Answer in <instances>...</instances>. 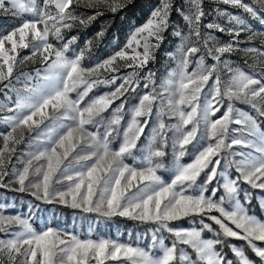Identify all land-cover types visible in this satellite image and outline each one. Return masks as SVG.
I'll list each match as a JSON object with an SVG mask.
<instances>
[{
  "label": "snow or ice",
  "instance_id": "6c2138e0",
  "mask_svg": "<svg viewBox=\"0 0 264 264\" xmlns=\"http://www.w3.org/2000/svg\"><path fill=\"white\" fill-rule=\"evenodd\" d=\"M82 2L87 8L107 7L113 12L120 6L116 0H0V11L11 12L23 21L0 35V85L15 93L12 106L0 105V111L10 113L0 116V123L9 129L0 133V187L6 186L4 179L11 176L19 185L16 191L33 189L31 195L45 203L58 201L103 217L119 215L157 227L152 230L151 243L139 247L108 239H80L52 227L37 231L27 218L0 215V232L11 237L0 239V264H106L121 260L128 264H234L217 251V245H225L227 238L245 241L264 264V248L256 243L264 242V221L248 214L239 198L241 181L264 191V128L256 117L236 107L237 103L248 105L264 117V69L246 72L224 58L238 51L256 53L254 61L264 57V51L258 48L239 47L241 32H250L248 40L258 33L246 27L240 16L218 10V15L226 16L235 27L226 29L212 22L203 28L231 37L221 42L211 32L202 31V0H189L187 11L177 10L188 31L185 34L179 26L173 30L179 44L174 53L167 54L176 61V67L157 84L156 73L149 71L141 77L139 70L155 59L153 51L164 40L163 34L170 26L171 0H161L121 50L91 67L84 66L83 60L92 42L87 41L85 48L69 56L78 37L65 38V30L77 25L86 27L102 14L97 10L87 18L78 16L73 5ZM219 2L243 9L264 24V16L260 15L264 0H256L259 7L243 0ZM25 14L31 18L25 19ZM97 36H103V32ZM24 49L30 50V55L21 56ZM29 61L44 67L35 69L34 75L25 71L16 75L18 66ZM192 64L195 67L189 71ZM122 66L132 71L123 77L104 75L118 73ZM117 79L121 82L113 91L84 103L96 86L115 85ZM141 79L144 88L150 90L128 109L130 119L122 125L127 100L121 97L135 92ZM117 100L121 102L113 108ZM109 109L111 115L105 117ZM153 116L155 123L143 157L146 166L132 167L124 159L139 147ZM165 116L177 122L167 124ZM88 125L96 126L98 131H88ZM169 131L173 132L175 170L166 182L157 170L164 167ZM25 132H34L32 139L40 147L28 153L22 168L9 172L7 165L16 145L24 142ZM121 135L119 148L113 149V137ZM198 140L206 143L196 148L194 142ZM189 145L195 149L193 158L182 163ZM235 146L242 150L233 151ZM222 160L227 167L235 168V178L222 169ZM202 174L206 178L199 183ZM217 178L222 183L209 189ZM220 188L224 195L214 199ZM209 191L211 194L205 195ZM250 196L244 193L245 203H251ZM189 217H200V227L172 226ZM205 219L217 225L218 231ZM205 231L215 232L214 238H205ZM164 232L170 234L168 243ZM227 247L238 264H255L242 248Z\"/></svg>",
  "mask_w": 264,
  "mask_h": 264
},
{
  "label": "rangeland",
  "instance_id": "374dc122",
  "mask_svg": "<svg viewBox=\"0 0 264 264\" xmlns=\"http://www.w3.org/2000/svg\"><path fill=\"white\" fill-rule=\"evenodd\" d=\"M116 2L120 5L115 12L111 11L107 7H101L100 9L95 8H87L83 6V2L80 6L73 5L76 14L78 16H82L83 18H87L89 16L95 15L96 11L99 10L102 12L101 15H96V18L92 20L90 24L86 27L77 25L73 29L65 30V38H70L72 36L78 37L75 45L72 46L73 51L69 52L68 55H73L74 52H78L81 48H85L86 42L91 41V50L87 52L85 58L83 60L84 66L91 67L97 62H102L104 59L113 55L116 51L121 50L128 42L131 35L135 32V30L141 26H143L147 20L151 17L152 11L158 8L161 5V0H116ZM245 3L253 4L256 7H259L256 4V0H243ZM173 5L170 17H169V28L164 32V40L160 43L159 48L153 51V55L155 59L150 60L149 63L143 69L139 70L140 76L143 77L147 75L149 71L156 73V81L157 84L163 80L167 72L176 67V61L172 59L168 53H174L176 51V47L179 44V39L173 36V30L179 26L180 29L186 34L188 29L183 21L182 17L178 14V9H183L185 11L189 8V0H171ZM202 7L205 13L202 18V31L203 32H211L214 36L219 38L221 42H228L231 37L225 33L220 32L215 29L209 30L203 28V25L207 23H220L226 29L229 27H235L234 22H230L228 18L221 17L218 15V10L227 11L233 15H238L242 19L245 20V26L250 28L251 31L258 33V35L252 39L248 40L247 37L250 35V32H241L239 36V47L241 49L247 47H255L260 49V51H264V36L259 35V33H264V24L260 22L259 19H253L248 13L244 12L243 9L234 8L231 5H225L219 0H202ZM261 16H264V12L260 13ZM25 19H30V14H25ZM22 19L18 16H14L11 12L5 13L0 11V35L7 34L8 31H11L15 26H18L22 23ZM103 32V36H97L98 33ZM56 44L55 40L51 41ZM155 43V41H153ZM59 46V45H57ZM143 49L141 48L140 51ZM30 55V50L24 49L21 50V56ZM257 54H245L243 51H238L232 54H225L226 59H228L232 65L243 68L246 72L256 73L259 70L264 69V57H260L259 60L254 61L253 57ZM247 62V63H246ZM121 64L123 62H120ZM207 63H212L211 60H208ZM251 65L252 67H249ZM44 66L40 63H32L31 61L23 63L18 66L16 70V75H18L21 71L31 72L33 75L35 74V69H42ZM195 67V64L189 66V71H191ZM131 68L120 67L118 73H105V76L111 77L113 75L123 77L131 72ZM121 82L120 79H117L116 84H101L96 86L93 91H91L88 97L85 98L84 103L90 101L93 97L99 96L101 94L111 92L114 88ZM15 83V80H13ZM144 80H140L139 87L135 92L126 93L124 97H121V100H127V104L125 106V114L124 119L122 121V125H126L127 121L130 119V113L128 109H130L133 105L138 103L139 97L146 91L150 89L144 88ZM19 88L20 85L18 84ZM7 93V96H6ZM7 97H11V100ZM73 99L76 98V94L72 93ZM15 100V93L9 92L7 89H4L2 85H0V105H9L12 106V102ZM121 100H117L115 104L112 105L115 108ZM237 108L243 109L244 111L250 113L254 117L257 118L258 122L264 128V117H259L255 111L248 105L245 104H236ZM223 111V110H222ZM218 113L217 115H221ZM6 111H0V116L8 115ZM111 109L108 112L104 113L105 117H110ZM165 123L174 125L177 121L175 118H169L168 116L164 117ZM47 123V122H46ZM70 123V122H66ZM155 123V116L152 117L149 127L145 130V135L141 137L139 141V147L134 150L132 156H126L124 162L132 167H141L146 166V163L143 159L145 155H147L146 146L149 142V134L152 131V127ZM87 130L90 132L98 131L96 126L88 125L86 126ZM233 128L238 127L237 125H232ZM8 126L0 123V133H6L8 131ZM99 131L102 133L104 131L103 127L99 128ZM25 140L24 142L16 145V151L11 157L10 164L7 165L8 171L11 172L14 169H20L23 166V161L27 159L28 153L35 151L38 147H40L39 142L32 139L35 136V133H24ZM172 136L173 132L169 131L168 133V145L165 148L166 155L162 158V163L164 164L163 168L157 170V174L162 178V180L166 182H170L173 177L175 170V161H174V151L172 148ZM122 141V135L119 137L114 136L111 142V147L113 149H118L120 143ZM195 143L196 148H199L202 144H205L206 141L198 140ZM0 146H2V138H0ZM158 146V145H157ZM242 149L239 146H235L233 151H241ZM244 151H248L247 149H243ZM195 149L193 145L188 146V155L182 158V163H188L193 158ZM226 156L228 155L227 151L224 153ZM232 159L231 156L228 157ZM239 159L240 157H235ZM222 169L226 171V173L231 177L235 178L238 173L236 172L234 167H227L226 162L224 160L221 161ZM205 176L202 174L199 178V183H203L205 180ZM243 183V181H241ZM222 183L220 178H217L211 185H209V189L212 187H218L219 184ZM4 184L6 186L0 187V215L4 216H13L19 215L22 218H27L33 228L37 231L43 230L46 227H52L53 229H59L63 232H68L76 235L80 239H92V240H100V239H108L121 243H128L133 246H139L136 242L138 239V234L135 233L134 242L130 239V231L122 230L120 225H116L115 222L105 220L103 218L93 219L88 214L95 212H84L82 209L72 208L76 210H80L82 213H69L64 214L58 211V209L53 210L52 205H60L58 201H53L51 203H45L42 200H37L34 196L31 195L33 189H28L24 192L16 191L19 187L17 183L14 182V179L11 176L5 177ZM245 184V183H243ZM250 189H252L249 185L245 184ZM57 187H60L57 185ZM254 191H264L260 189H252ZM191 191V190H189ZM210 191L206 192L205 195H210ZM224 195L223 188L217 192L216 197L214 199H219L220 196ZM257 203L260 206V211L263 216V219H259L264 221V207H262V201L264 198L257 194ZM35 200V203H31V200ZM225 207H229L226 203ZM245 207V206H244ZM248 214H251L249 210L245 207ZM212 215L219 216V213L213 212ZM103 217L101 215H98ZM119 216V215H117ZM114 217V216H112ZM122 217V216H119ZM257 219L258 217L255 216ZM111 218V217H104ZM127 218V217H122ZM130 219V218H129ZM15 229V226H12ZM83 230V231H81ZM82 232V233H79ZM151 233H149V242H151L150 237ZM143 238L146 236L143 234ZM11 238L9 234L0 232V239H9ZM66 238V237H63ZM259 242V241H257ZM140 247V246H139ZM252 251V250H251ZM253 254H255L252 251ZM106 264H128L127 261H107Z\"/></svg>",
  "mask_w": 264,
  "mask_h": 264
},
{
  "label": "trees",
  "instance_id": "16d2710c",
  "mask_svg": "<svg viewBox=\"0 0 264 264\" xmlns=\"http://www.w3.org/2000/svg\"><path fill=\"white\" fill-rule=\"evenodd\" d=\"M240 195L239 198L241 200V203L249 210V212L251 214H254L255 216L258 217V219H263V216L261 214L260 211V206L257 203V194H260L263 198H264V193L261 191H254L252 189H250L248 186H245V184H243L242 182H240ZM244 193H251L250 196V200L251 203H245L244 201ZM31 203H35V200H31ZM52 209L56 211V209H58V211H60L61 213L64 214H75V213H82L80 210H76V209H72L70 207L67 206H60V205H52ZM89 216H91V218L96 219V218H103L105 220H109L112 222H115L116 225H120L121 229L124 231L129 230L130 231V239L132 242H134L133 239H135L134 235L135 233L138 234V239L136 240V242L140 247H147L151 242H149V233L152 232L153 229H155L157 227L156 224L153 223H142L140 221L137 220H133V219H129V218H122L119 216H114L111 218H104V217H100L94 213H90L88 214ZM195 221V222H193ZM200 217H189V218H185L183 220H179V221H175L173 222L172 226L173 227H180V228H199L200 227ZM206 223L212 224V222L210 220L205 219ZM213 229L218 231V226L215 224H212ZM83 231V230H81ZM82 233V232H79ZM145 235L146 237L143 238L142 235ZM159 235V233H158ZM164 237H165V241L166 243H168L171 239L170 234H168L167 232L163 233ZM205 238H214L215 236V232H208L205 231L204 233ZM222 239H224L223 237H221ZM257 245L259 247L264 248V242H256ZM235 245L238 248H242L245 251L246 256L255 262V264H261L260 259L252 253L251 249L247 246L245 241L242 240H238V239H234V238H227L225 241V245H217V251H220L222 254L226 255V257L228 259L233 260L234 264H238L236 257L234 256V254L231 252V249L229 247H227V245ZM187 251H189V253H191V249H187Z\"/></svg>",
  "mask_w": 264,
  "mask_h": 264
}]
</instances>
